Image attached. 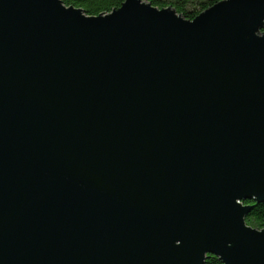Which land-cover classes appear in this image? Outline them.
Masks as SVG:
<instances>
[{"label":"water","instance_id":"95a60500","mask_svg":"<svg viewBox=\"0 0 264 264\" xmlns=\"http://www.w3.org/2000/svg\"><path fill=\"white\" fill-rule=\"evenodd\" d=\"M264 0L193 20L0 0V264H264Z\"/></svg>","mask_w":264,"mask_h":264},{"label":"trees","instance_id":"16d2710c","mask_svg":"<svg viewBox=\"0 0 264 264\" xmlns=\"http://www.w3.org/2000/svg\"><path fill=\"white\" fill-rule=\"evenodd\" d=\"M125 0H62L66 6L82 9L88 16L108 14L118 9ZM153 7L164 9L172 8L178 15L187 20H193L196 16L211 6L224 0H143ZM244 205H252V210L246 217V224L252 228L261 230L264 228V204H253L245 201ZM204 264H222L216 257L209 256Z\"/></svg>","mask_w":264,"mask_h":264}]
</instances>
